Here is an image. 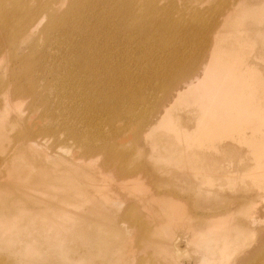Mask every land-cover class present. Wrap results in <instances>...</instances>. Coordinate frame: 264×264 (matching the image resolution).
Wrapping results in <instances>:
<instances>
[{"label": "bare ground", "instance_id": "6f19581e", "mask_svg": "<svg viewBox=\"0 0 264 264\" xmlns=\"http://www.w3.org/2000/svg\"><path fill=\"white\" fill-rule=\"evenodd\" d=\"M205 1L210 0H0V152L28 159L45 170L47 177L57 175L53 174L56 170V177L68 182L66 193L57 199L71 206L57 209L48 203L38 210L49 228L55 226V219H105L102 230L96 226L89 232L92 246L85 252L91 264L150 261L148 257L127 259L124 241L116 235L121 229L130 230L129 226L137 227L145 251H155L145 237L155 231L161 240L159 228L168 212L160 216L144 198L126 192L130 186L142 188L134 175L150 167L145 158L134 160V149L119 148L127 136L123 132L131 129L128 124L135 125L132 119L139 121L133 135L139 147L148 146L154 124L173 118L175 105L183 109L197 106L200 116L183 114V134L211 141L210 146L220 140L217 137L225 128L249 126L252 112L241 106L249 100L241 96L249 65H225L220 34L229 26L246 23L261 0H248L246 5L211 0L218 10H210V17L219 16L220 20L207 22L197 8ZM21 41H28V50L17 54ZM18 100L28 101L26 116L15 112L7 116ZM259 104L262 109L264 103ZM189 118L199 124L198 136L191 133ZM38 119L47 124L40 126ZM258 133L262 135V129ZM6 137L11 145L4 142ZM198 146L203 145L186 151L195 154ZM58 152L68 158L59 161L54 157ZM3 163L10 168L13 160L0 158V166ZM4 188L0 186V192ZM154 193L149 192L156 199ZM84 203L94 204L83 208ZM144 211L153 217L152 223L141 222ZM215 224V219H206L196 238ZM261 227L253 228L256 244L251 249L229 251L226 242L216 246L210 240L195 264H248L251 256L259 253L257 248L264 246ZM108 232L115 234L114 239L105 236ZM71 238L75 244L76 233ZM196 238L186 240L170 233L172 254L157 264H194L178 259L188 257ZM94 240L111 249L110 260L98 258L101 246Z\"/></svg>", "mask_w": 264, "mask_h": 264}, {"label": "rangeland", "instance_id": "374dc122", "mask_svg": "<svg viewBox=\"0 0 264 264\" xmlns=\"http://www.w3.org/2000/svg\"><path fill=\"white\" fill-rule=\"evenodd\" d=\"M228 1L231 4L242 1L245 5L248 2ZM211 2H202L197 7L206 22L211 19L220 20L219 16L210 17V10H218V6ZM253 8L256 12L246 17V23L229 26L220 34L225 65H230L231 68L249 65L246 71L244 69L246 86L241 92L242 97H249L241 105L252 112L251 117H248L249 121L246 120L249 126L232 125L225 128L217 137L220 140L210 146L211 141L202 142L184 137L183 134L182 125L186 123V115L183 114L200 116L197 106L189 105L183 109L180 105H175L171 110L173 118L170 121L165 124L156 123L151 127L153 130L148 146L139 147L136 145L138 142L133 139L139 129L137 119H132L134 126L132 123L128 124L131 125L130 131L127 129L123 132L127 136L119 148L134 149V160L145 158L150 166L134 175L142 188L135 190L130 186L126 192L134 198H144L149 203V208L160 216L164 211L168 212L166 221L161 218L163 226L161 224L162 228H159V238L167 244L164 245L155 237V231L148 237L142 235L145 239L149 238L150 248L154 247L155 251H145L140 247L144 238L139 235L137 227L121 229L116 235L120 241H124L123 246L129 260L148 257L150 261L143 264H157L165 256L168 259L169 253L172 254V250L168 248L169 234L174 233L186 240L190 237L194 239L197 237L196 233L204 228L206 219H215V226L196 238L195 243L189 247L188 257H180L179 262L198 263L203 247L210 240L216 246H223L222 242H226L229 251L234 248L251 249L256 244L253 228L262 225L261 228L264 229V107L261 109L259 104L260 101L264 103V0ZM199 35L200 33L194 35L193 39H198ZM247 37L250 38L248 42ZM27 42H19L15 52L21 54L28 50ZM165 56L166 54L162 55ZM150 65L152 66L151 63ZM2 67L0 75L3 74ZM27 105V100L13 102L7 116L12 115V112L24 113L23 116H26ZM0 112L3 113L2 110ZM189 119L192 124L190 131L195 134L199 124L194 118ZM37 122L40 126L47 124L42 119ZM261 129L262 135L258 133ZM4 142L10 143L8 137ZM196 145H203L198 146L201 153L186 151V148H196ZM46 146L50 148V142ZM54 157L60 161L61 158H68V155L58 152ZM0 158L13 160L10 168L6 163L0 166V186L6 187L0 192V264H91L90 256L85 252L92 246L89 232L96 226L102 230L105 219L94 222L86 219H55V226L49 228L48 222L40 217L38 210L45 208L44 205L48 203H53L57 209L71 206L65 205L64 200L57 199L58 195L66 193L68 182L57 178L56 170H53V174L57 175L47 177L45 170L35 163L30 164L28 159H23L14 152H0ZM54 178L57 179L56 182L51 181ZM149 192H155L154 197L157 198H151ZM129 199L135 202L133 198ZM91 204L94 203H84L83 208ZM74 208L79 209L80 205ZM144 214L146 216L141 222L152 223L153 217L145 211ZM166 232L168 233L164 235ZM73 233H76L75 244L71 238ZM105 236L114 239L115 234L108 232ZM94 241L101 246L98 258L110 260L108 251L111 249L104 248L98 240ZM257 249L259 253L251 256L248 264H264V246Z\"/></svg>", "mask_w": 264, "mask_h": 264}]
</instances>
